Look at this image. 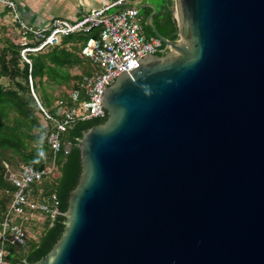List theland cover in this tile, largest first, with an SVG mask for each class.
<instances>
[{
	"label": "water",
	"instance_id": "water-1",
	"mask_svg": "<svg viewBox=\"0 0 264 264\" xmlns=\"http://www.w3.org/2000/svg\"><path fill=\"white\" fill-rule=\"evenodd\" d=\"M145 5L170 47L105 85L64 232L16 264H264V0H175V40Z\"/></svg>",
	"mask_w": 264,
	"mask_h": 264
},
{
	"label": "built area",
	"instance_id": "built-area-1",
	"mask_svg": "<svg viewBox=\"0 0 264 264\" xmlns=\"http://www.w3.org/2000/svg\"><path fill=\"white\" fill-rule=\"evenodd\" d=\"M136 5L128 0L105 1L104 6L85 10L75 18L53 17L39 25L23 18L16 0H0V9L11 13L25 39L21 55L27 62H30V52L64 45V37L70 34L97 32L79 45V54L90 60L95 68L90 75L83 77L78 89L69 91L70 101L63 97L56 100L58 115L51 114L41 104L30 79L31 90L45 118L54 122L46 136L51 157L41 169L23 162L14 168L4 162V176L12 183L13 190L7 211L0 221V264H11L8 246L26 244L29 236L27 222L36 220V216H42L44 222L54 220L60 213L56 191L44 192L43 188L35 189V185H40L45 178L58 176V154L62 148L63 133L80 119L104 118L107 111L100 104V97L105 85L112 84L124 69L128 72L139 65L137 59L143 54L170 47L157 36L147 37L144 18ZM174 17L177 21L176 12Z\"/></svg>",
	"mask_w": 264,
	"mask_h": 264
},
{
	"label": "trees",
	"instance_id": "trees-1",
	"mask_svg": "<svg viewBox=\"0 0 264 264\" xmlns=\"http://www.w3.org/2000/svg\"><path fill=\"white\" fill-rule=\"evenodd\" d=\"M157 7L156 26L158 31L168 39L175 40L179 28L174 17L175 0L153 1ZM140 4V3H138ZM137 4V5H138ZM153 7H147L144 18V31L147 37L156 36L151 28H145L148 16L153 12ZM7 12L4 11L3 14ZM97 32L70 34L63 39V43L73 41L74 45L48 46L44 51L30 52V62L23 59L21 50L23 43L13 42L0 36V78L10 77L13 80L11 88H6L0 81V190L6 189L8 197H0V221L3 219L11 200L12 183L5 178L4 161L12 167H17L21 162L31 164L35 168H43L51 157V148L46 136L53 128L54 122L46 119L47 124L41 122L40 114L44 116L34 91L41 104L53 115H58V107L53 108L52 98L45 89L44 77L58 85L65 84L73 78V88L78 89L85 75H90L94 65L88 64L80 74H72L70 68L83 67L84 57L79 54V45L83 44L91 35ZM164 53H158L161 55ZM88 60V59H87ZM71 100L68 94L61 96ZM104 118H91L76 121L62 135V148L58 154L59 174L54 178H45L35 189L43 188L44 192L56 191L60 200V213L54 220H46L37 236H28L25 245L8 246V258L11 264L26 260L30 263L39 260L47 254L64 232L66 223L65 211L68 208L70 192L77 186L81 171V155L78 141L83 132L93 125L105 122ZM34 220L27 222L28 230L37 224ZM34 224V225H33ZM21 249L22 252L18 250Z\"/></svg>",
	"mask_w": 264,
	"mask_h": 264
},
{
	"label": "rangeland",
	"instance_id": "rangeland-1",
	"mask_svg": "<svg viewBox=\"0 0 264 264\" xmlns=\"http://www.w3.org/2000/svg\"><path fill=\"white\" fill-rule=\"evenodd\" d=\"M105 1L110 2L111 0H103V1L102 0H100V1L92 0V4L90 6H87V7L90 8L92 6H95V8H100V7L104 6ZM128 1H129V3H132V4H138V3L153 2V1L159 2L160 0H128ZM172 8L174 9V12H176L175 5ZM4 11H6V9L3 10V12ZM7 14H8V16H6ZM7 14L4 16V17H6L5 21H3V22L0 21V36H3L4 38L9 39L13 42L23 43V41H25V39L22 37L18 25L13 20V17L8 10H7ZM64 45L73 47L74 43H73V41H70ZM89 63H90L89 60L84 59L83 67L75 66V67L70 68L69 70L72 74H80L83 71V69L88 68ZM0 81L4 84V86H6V88H11L13 85V80L10 77H1ZM73 81L74 80L72 78L69 80V82H66L65 84H62V85H58L55 82L51 81L50 79H47L46 77H44L45 89H46L47 93H49L50 97L52 98V105L50 108H53L55 106L56 100L59 97L65 95V94H69V91H71V89L73 88ZM40 117H41L42 124L46 125L48 123L46 118L43 117L42 114H40ZM0 197L5 198V199H6V197H8V191L5 188L0 190ZM35 219L36 220H34V221L37 224L33 227L32 230H28L29 236H31V235L37 236V234H39V232L41 231V227L44 225L45 220L42 216H36ZM18 251L22 252L21 249H19Z\"/></svg>",
	"mask_w": 264,
	"mask_h": 264
},
{
	"label": "crops",
	"instance_id": "crops-1",
	"mask_svg": "<svg viewBox=\"0 0 264 264\" xmlns=\"http://www.w3.org/2000/svg\"><path fill=\"white\" fill-rule=\"evenodd\" d=\"M16 2L23 18L39 25L53 17L75 18L83 11L95 8V6L87 7L92 4V0H16ZM6 14L7 12L3 14V10L0 9V21H5Z\"/></svg>",
	"mask_w": 264,
	"mask_h": 264
},
{
	"label": "flooded vegetation",
	"instance_id": "flooded-vegetation-1",
	"mask_svg": "<svg viewBox=\"0 0 264 264\" xmlns=\"http://www.w3.org/2000/svg\"><path fill=\"white\" fill-rule=\"evenodd\" d=\"M146 3V2H145ZM148 3H152V2H148ZM141 4H144V2L143 3H140V4H138V5H141ZM147 7H150V5H145V6H142V7H140L139 8V13L143 16V15H145V11H146V8ZM157 12V11H156ZM156 12L154 13V15H153V17H152V23L154 24V26L157 28V26H156ZM151 28L152 30H153V28L149 25V22H148V18H147V20H146V24H145V28ZM154 31V30H153Z\"/></svg>",
	"mask_w": 264,
	"mask_h": 264
}]
</instances>
